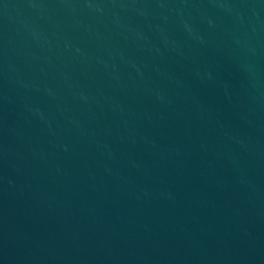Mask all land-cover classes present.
Wrapping results in <instances>:
<instances>
[{"label":"water","instance_id":"95a60500","mask_svg":"<svg viewBox=\"0 0 264 264\" xmlns=\"http://www.w3.org/2000/svg\"><path fill=\"white\" fill-rule=\"evenodd\" d=\"M0 264H264V0H0Z\"/></svg>","mask_w":264,"mask_h":264}]
</instances>
